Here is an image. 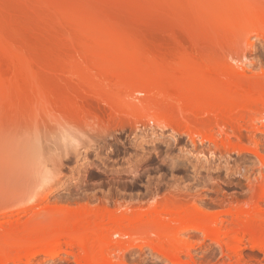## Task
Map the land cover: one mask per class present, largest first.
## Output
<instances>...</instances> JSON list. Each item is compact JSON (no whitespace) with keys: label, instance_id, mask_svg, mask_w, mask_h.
<instances>
[{"label":"rangeland","instance_id":"rangeland-1","mask_svg":"<svg viewBox=\"0 0 264 264\" xmlns=\"http://www.w3.org/2000/svg\"><path fill=\"white\" fill-rule=\"evenodd\" d=\"M263 23L264 0H0V250L5 239L25 235L22 224L42 218L51 207L54 212L68 213V219L61 217L69 227L78 220L77 213L85 211L84 221L72 223L77 231L89 228L88 235L93 230L98 233L96 239L124 243L99 260L114 264L120 258L123 264H264V244H260L264 230L255 240L240 231L245 219L264 224V133L260 131L264 123L258 121L256 110L249 109L254 99L264 97ZM122 36L132 48L131 56L151 64L146 75L154 70L157 77L158 66L163 75L170 72V78L164 76L170 81L173 75L177 77L175 68L183 65L197 77L207 74L212 82L223 84L230 93L225 91V98L233 95L226 101L233 106L245 102L235 106L245 108L242 112L235 108L237 115L217 95L221 104L213 99L211 104L207 98L215 89L214 83H208L213 89L206 98L210 105L200 93L195 103L206 109L188 115L176 100L177 92L166 88L170 84L166 79L161 82L158 77L161 83L154 81L153 86L146 78V83L136 86L129 78V83L122 81L124 69L120 68L124 73L117 69L120 75L115 69L111 73L106 63L109 73L105 70L102 75L96 63L110 57L91 49L97 43L94 49L100 48L103 40L106 45L111 38L119 39L116 43L121 48L125 46ZM93 51L98 54L97 62H93L97 56ZM103 62L99 65L104 70ZM116 75L121 80L115 81ZM146 92L152 95L147 98ZM153 114L161 119L163 129L155 128L149 118L141 122L145 127L136 123L140 115ZM150 132L158 136L151 138ZM68 138L77 140L83 157L77 158ZM199 155H211V163L198 161ZM164 203L177 211L181 208L179 212L204 213L210 217L207 228L213 222L215 227L206 234L196 230L180 234L181 251L170 260L164 257L166 242H158L160 248L155 235L148 234L151 240L145 235V242L135 238L137 230L131 236L126 229L125 237L111 233L120 217L164 210ZM162 215L159 222L163 224L175 219ZM11 227L17 231L10 232ZM6 229L10 234L5 236ZM94 235H90L91 242ZM144 242H150L149 247L140 252L137 246ZM236 242L241 257L230 252ZM77 249L63 243L58 250L45 249V254L34 259L28 249L20 255L10 254L7 259L13 261L0 254L5 261L0 259V264H77L75 260L82 256Z\"/></svg>","mask_w":264,"mask_h":264},{"label":"bare ground","instance_id":"bare-ground-1","mask_svg":"<svg viewBox=\"0 0 264 264\" xmlns=\"http://www.w3.org/2000/svg\"><path fill=\"white\" fill-rule=\"evenodd\" d=\"M216 17V16H215ZM84 19V18H83ZM83 19H81L82 20V22H86V20H83ZM87 19V18H86ZM89 19V18H88ZM90 19H92V18H90ZM94 19H96V18H94ZM94 19L92 20L93 21V23H94ZM214 19V18H213ZM218 19V18H217ZM217 19L215 18V20H213L214 21V23L216 24H218L219 22H217ZM88 21V20H87ZM98 21V20H97ZM213 21H212V23H213ZM216 21V22H215ZM88 22H90V21H88ZM260 22H261V26H262V22H263V19L262 20H260ZM222 23V21H221V19H220V24ZM82 24H84V23H82ZM96 24H99V23H96ZM86 24H84V25H82L83 27L85 26ZM88 25H90L89 23H88ZM100 25V24H99ZM216 26V25H215ZM263 26H264V23H263ZM86 27V26H85ZM85 27H84V29H85ZM90 27V26H89ZM89 27H86L88 30H89ZM98 27V26H97ZM102 27V26H101ZM95 28V27H94ZM92 29H93V27H92ZM92 29H90V31L92 30ZM104 29V28H103ZM86 30V29H85ZM84 30V31H85ZM102 30V29H101ZM105 30V29H104ZM82 31V30H81ZM83 31V32H84ZM95 31V30H94ZM100 31V30H99ZM96 33V32H95ZM106 33V32H105ZM104 33V34H105ZM88 34H89V32H88ZM91 35H92V33H90ZM94 34V33H93ZM103 33H102V35H104ZM107 34V33H106ZM108 34H109V32H108ZM113 34V33H112ZM118 34V33H117ZM101 35V36H102ZM94 36H96V35H94ZM97 36H98V34H97ZM96 36V37H97ZM100 36V35H99ZM120 36V35H119ZM118 36V37H119ZM106 37V35L104 36V38ZM110 37V36H109ZM118 37H116V38H118ZM93 38H95V37H93ZM98 38V37H97ZM100 38V37H99ZM107 38H108V36H107ZM106 38V39H107ZM114 38H115V35H114ZM102 38H100V40H101ZM110 39V38H109ZM111 39H113V38H111ZM111 39H110V42H109V40H108V43H107V41H106V45L104 44L103 45V43L105 42V40H101L102 42H101V44L103 45V47H102V45H101V47L103 48H97L96 50L94 49L95 48V46L97 47L98 46V43H97V45L96 44H94V47L91 49V50H94V51H97L98 53L100 52V54H101V52H102V55H105V56H107L106 58H108V57H110L109 58V61H108V59H106L105 58V56H102L103 58H105L106 59V61L105 60H103V61H105V62H103L102 61V58L98 61L97 59V57H98V54H96L97 52H94L93 51V53L94 54H96L97 56L96 57H94V55L92 56V57H94V59L96 58V61L94 60H92L93 62H97L96 64L99 66V70H100V68L102 69V75H104L105 74V66H106V64L109 66V69L107 68V70L109 71V72H113L114 71V69H115V71H117L116 73L117 74H119V73H122L123 71L125 72H123L122 74L123 75H125V76H123V75H121L120 76V78L122 79V77H123V80L122 81H127L128 80V83H129V81L131 80V82L130 83H132V81L133 82H137V83H135L136 84V86H137V84H140V82L142 83L141 85H143V81H144V83H146L145 82V80L144 79H146V78H148L149 79V81L151 82L150 84H153V86H154V84L155 83H157V84H159V83H161L163 80H165L166 78L164 77V76H166V77H168L167 75H169V73L170 72H168V74L166 75V74H164L163 75V72H161L162 70H160V68H157L156 67V70H155V72H158L157 70H159L161 73H162V77H164L163 79L159 76L161 73L160 72H158L157 74H156V76L157 77H155V74L153 75L152 73H153V71H152V73H151V71H150V73H151V75L150 74H148V75H146L147 74V72L149 73V71L148 70H150V66H149V64H147L146 63V61H145V63H143V61H141V59H140V61L138 60V59H135V57H136V55H132L131 56V54H132V48H129V45H125L124 44V40H123V36L121 37V40L120 41H122L123 42V44L125 45V46H123L122 47V45H120L121 46V48L118 46L117 47V44L119 45V44H121V43H116V42H119L118 40L119 39H117V41H111ZM90 40H92V39H90ZM95 40V39H94ZM96 40H98V39H96ZM95 42V41H94ZM92 43V42H91ZM91 43H90V45H91ZM96 43V42H95ZM88 46H90L89 44H87ZM93 45V44H92ZM100 46V45H99ZM106 46V47H105ZM127 46V47H126ZM87 47V46H86ZM87 48H91V47H87ZM74 49V48H73ZM100 51H99V50ZM84 50H86V48L84 49ZM89 51H90V49H89ZM92 53V52H91ZM86 55H87V53H86ZM92 55V54H91ZM100 56L101 55H99V58H100ZM134 57V58H132V59H135L134 61H136V62H134V61H132V59H130L131 57ZM130 57V58H129ZM88 58V57H87ZM137 58V57H136ZM90 59V58H89ZM93 62H92V64H93ZM101 62H103L105 65H103V67H104V70H103V68H102V66L100 67V63ZM107 62H109V63H107ZM137 62H139V63H137ZM102 63V64H103ZM143 63V64H142ZM149 67V69L147 68V69H145L146 68V65ZM95 65V64H94ZM151 65V64H150ZM107 66V67H108ZM154 66V65H153ZM156 66V65H155ZM155 66H154V68H155ZM93 67H95V66H93ZM1 68V67H0ZM96 68V67H95ZM123 70H121V69ZM173 68H175V67H173ZM185 68V70H183ZM187 67H183V65L182 66H180V67H178V69L177 68H175L176 69V72L175 73H177V75H175V76H177L175 79L174 78H172V77H174V75L173 74H171V75H173L172 77H171V79L173 80H171L170 79V81H168L167 79L165 80V81H167V82H169L170 84H169V86L168 87H166V88H169L170 90H171V88H172V90H175V93L177 94V97H176V95H174L175 97H176V100L178 101V100H180V101H178V102H180L181 103V105L182 106H184L185 108V110H184V112L183 113H185V114H190V115H196V113H197V115L198 114H200L201 112H203L204 110H203V108L202 107H204V106H200V102H199V104L198 103H195V102H197V99L199 98V101H200V97H198L197 95L198 94H200L201 93V95L204 93L205 95H206V97H205V95H204V97H203V95H202V97L201 98H203V100L205 101V103L207 102L208 103V105H210L209 104V102L213 99V100H215V102H216V104L217 103H219V101H216V100H220V98H221V100H223V98H225V97H227V94H225L226 96H224V92L226 91L225 90V88L224 87H222V85H220V83L218 84V82H216L214 79H213V82L210 80V79H212L211 77H210V79H209V75L207 76V74L206 75H203V74H200V76H202V79L204 78V81L202 80V79H200V76H196V75H194V73H191L190 71L188 72V70L186 69ZM113 69V71H111ZM117 69H120L122 72H119V70H117ZM151 69H153L152 67H151ZM161 69H163V67L161 68ZM167 69V68H166ZM168 69H170V70H172L171 68H168ZM167 69V70H168ZM175 69H173V71H175ZM106 70V73H109L108 71ZM146 70H147V72H146ZM179 70H183V71H179ZM1 71V70H0ZM165 71V70H164ZM173 71H171V73L173 72ZM192 71V70H191ZM192 72H194V71H192ZM101 73V72H100ZM110 73V76L112 75ZM174 73V74H175ZM191 73V74H190ZM196 73V72H195ZM114 74V73H113ZM197 74V73H196ZM106 75V74H105ZM120 75V74H119ZM119 75H118V77H119ZM153 75V76H152ZM181 75L183 76V77H181ZM186 75V76H185ZM191 75V76H190ZM263 75V74H262ZM148 76V77H147ZM150 76V77H149ZM151 76H152V78H151ZM170 76V75H169ZM179 76V77H178ZM195 76V77H194ZM205 76H207V77H205ZM117 77V75L116 76H114L113 78H115L116 80L115 81H119V80H121L120 78H116ZM154 77V78H153ZM160 78V79H157V78ZM262 77V76H261ZM7 78V77H6ZM130 80H129V79ZM155 78L157 79V82H156V80H155ZM168 78H170V77H168ZM179 78V79H178ZM205 78H208V80L207 79H205ZM2 79H3V77H0V80H1V84H2ZM4 79H5V77H4ZM11 79V78H10ZM117 79H119V80H117ZM125 79V80H124ZM148 79H146L147 81H148ZM199 79L200 80H202V81H199ZM5 80H7V81H9V79L7 78V79H5ZM151 80H153V83H152V81ZM159 80L161 81V82H159ZM207 80V81H206ZM224 80H226L225 82H228L229 80L228 79H224ZM228 80V81H227ZM262 81H263V78L261 79ZM138 81H139V83H138ZM154 81H155V83H154ZM4 82V81H3ZM159 82V83H158ZM216 82V83H215ZM221 82V81H220ZM235 82V81H234ZM233 82V83H234ZM121 83H124V82H121ZM127 83V84H128ZM148 83L149 82H147V85H148ZM164 83V82H163ZM208 83H210L211 85H213V83H214V85L215 86H217V88L219 87V86H221L219 89H216L215 88V86L213 85V89H215L214 91H213V89H212V86L211 85H208ZM229 84H231V82H228ZM261 83V82H260ZM6 84V83H5ZM4 84V85H5ZM120 84V83H119ZM126 84V83H125ZM226 84V83H225ZM3 85V84H2ZM122 85H124V84H122ZM156 85V84H155ZM162 85V84H161ZM237 85V84H236ZM258 85V84H257ZM140 86V85H139ZM232 86V85H231ZM233 86H235L234 84H233ZM254 86H256V85H254ZM164 87V86H163ZM227 87H229V85L227 86ZM226 87V88H227ZM238 87V86H237ZM252 88H253V86H251ZM236 88V87H235ZM169 89H167V90H169ZM211 89V90H210ZM224 91H223V90ZM165 90V89H164ZM233 90V89H232ZM150 91V90H149ZM208 91H210L211 93H212V91L215 93V91H217V94L215 93V95H214V93H212V94H210V97H212V96H214L213 98H210L209 97V95H208V98H207V93L209 94L210 92H208ZM234 91V90H233ZM152 92V91H151ZM170 92V91H169ZM172 92L173 91H171V95H172ZM223 92V93H222ZM174 93V92H173ZM174 93V94H175ZM221 93V94H220ZM226 93H229V92H227L226 91ZM264 93V92H263ZM146 94H147V98H149V95H152V94H150V93H148V92H146ZM196 94V95H195ZM220 94V95H219ZM230 94V93H229ZM228 94V95H229ZM233 94V93H232ZM262 94V93H261ZM180 97H179V96ZM193 95H194V97L195 98H193ZM201 95H199V96H201ZM220 96V98L219 99H217L218 97ZM221 95H223V96H221ZM260 95V94H259ZM196 96H197V98H196ZM216 96V97H215ZM234 96H235V94H234ZM192 98V99H189V98ZM223 97V98H222ZM229 98L228 99H224V102L225 103H223V101H222V105L224 106V105H230L231 104V106L230 107H232L233 105H232V103L230 102L231 101V99H233L232 97H233V95H231V98H230V96H228ZM180 98H182V100L180 99ZM205 98V99H204ZM209 100V102H208V100ZM214 98H216V99H214ZM257 98H258V96H257ZM187 99H189V100H187ZM245 99V98H244ZM187 100V101H186ZM194 102V104L192 103V101ZM194 100H196V101H194ZM202 100V99H201ZM212 100V101H213ZM221 100H220V102H221ZM226 100H230V101H226ZM234 100H237V98L235 99V97H234ZM233 100V101H234ZM241 100V99H240ZM246 100L248 101V98H246ZM250 100H252L251 98L249 99V101ZM189 101H191V102H189ZM204 101H201L202 103H204ZM178 102H175V103H178ZM189 102V103H188ZM214 102V103H215ZM229 102V103H228ZM234 102H236V101H234ZM240 102V101H239ZM242 102V101H241ZM240 102V103H241ZM190 103H192L193 105H191ZM211 103V102H210ZM213 103V102H212ZM211 103V104H212ZM237 103V102H236ZM240 103H237L239 106H240ZM242 103H245V102H242ZM241 103V104H242ZM187 104V105H186ZM188 104H190L189 105V107H187L188 106ZM219 104H221V103H219ZM237 104H235V106L237 105ZM248 104V103H247ZM247 104H243V105H247ZM250 104H252L250 107H249V109L251 108V109H253V110H256L257 111V113L259 114V118H258V121H263V123H264V97H261V98H258V99H254L253 101H252V103H250ZM250 104H248V105H250ZM178 105V104H177ZM194 105H196V106H198V107H194ZM208 105H207V107H208ZM247 105V106H248ZM179 106H180V104H179ZM182 106H180L179 108H182ZM199 106H200V108H199ZM220 106V105H219ZM235 106H233L234 107V109L236 108V109H238V111L240 110V107L239 108H237V107H235ZM205 107H206V105H205ZM204 107V108H205ZM232 107V108H233ZM243 107V106H242ZM177 108V107H176ZM178 108V109H179ZM192 108V109H191ZM228 108V107H227ZM227 108H223L224 110H226ZM243 108H245V107H243ZM242 108V109H243ZM246 108H248V107H246ZM201 109L203 110V111H201ZM206 109V108H205ZM230 109V108H229ZM236 109H235V111H236ZM241 109V110H242ZM250 109V110H251ZM180 110V109H179ZM182 110V109H181ZM240 110V111H241ZM246 110V109H245ZM250 110H248V111H250ZM201 111V112H200ZM252 111V110H251ZM199 112V113H198ZM233 112V111H232ZM232 112H231V114H232ZM242 112V111H241ZM241 112H239V114L241 113ZM253 112H255V111H253ZM234 113V112H233ZM236 113H237V115H238V112L236 111ZM235 113V114H236ZM225 114V113H224ZM222 115H223V113H222ZM230 115V114H229ZM234 115V114H233ZM224 116V115H223ZM226 116L227 115H225V118H226ZM235 116V115H234ZM147 118H149L150 119V122H152V124L154 125V123H155V128H157L158 130H161V129H163L162 128V123L160 122V120L161 119H158L156 116H154V114H153V116H142V115H140L139 116V118L137 117L136 119H138V120H136L135 122L137 123V124H141L142 126H144V124L143 123H141L142 122V120H145V119H147ZM216 118V117H215ZM223 119H224V117H223ZM228 119H229V116H228ZM227 119V120H228ZM232 119H236V118H232ZM225 121V120H224ZM152 125V126H153ZM146 126H148V125H146ZM145 127V126H144ZM143 127V128H144ZM151 128H153V127H151ZM150 129V128H149ZM143 130V129H142ZM259 130V129H258ZM153 131V130H152ZM155 131V130H154ZM260 131H262L263 133H264V124L262 125V127H261V130ZM139 132V131H138ZM159 133V132H158ZM171 135V134H170ZM151 138H155L156 136H158V135H155L154 133H152V132H150V135H149ZM172 136V135H171ZM67 139V136H64V140H66ZM69 139V138H68ZM171 140H174V138L173 137H171ZM69 141L70 142H72V146L71 147H73V149H74V151H75V153H76V156H77V158H80L81 156L83 157V154H82V151L80 152V150L78 151L77 150V148H78V146H79V143L77 142V140L75 141V139H69ZM174 142V141H173ZM71 145V144H70ZM79 149V148H78ZM212 157H211V155L210 156H204V155H199L198 156V161H201L202 163H204L205 165L206 164H209V163H211V159ZM45 199V198H44ZM168 204L169 203H164L163 204V206L165 207L164 208V210L162 209V210H158L157 209V211H153L151 214H149L148 212V215L146 214V212H145V214H146V216H145V214L143 213V212H141V214H137L136 216H131L130 218H127L126 216V218L123 216L122 218L120 217V220H118V222L116 221V223H113V225L112 226H114L115 224H117V225H115L113 228H110V230L111 229H113V230H111V233L112 234H114V235H120L121 237H125V236H128V234H126L125 232H123V231H125L126 229V231H129L128 233H130V230H131V236H132V234H134L133 233V231L135 230H137L136 232H135V234H134V236H136L135 238L136 239H139V240H141L143 237H145V235H146V239H149L150 238V240H151V237H149L151 234L154 236L155 235V237L157 238H155V241L156 240H160V241H156L157 243L158 242H160L161 243V241H163V243H164V241L166 242L165 244H167L166 246H167V253L166 252H164V257L166 258V259H168V260H170V258L172 257L173 258V256H177L178 255V252H180L181 250H180V246L178 247V244H177V240H179L178 239V237H180V234H182L183 232H185V231H187V230H196V231H199V232H204V234H206V232L205 231H209V230H211V229H209V228H211L212 226H213V224L215 223V222H213L212 223V225L211 226H209V228H207V224H208V221L207 220H209V216L208 215H206V214H204V213H202V214H200V212H199V214H198V212L197 211H193V212H191V210H190V212H179L180 210H181V208H180V210L179 211H177V209L175 210V208L176 207H174V209H172L173 208V206H172V208L170 207H168ZM157 205H159L160 206V204H157ZM167 207H166V206ZM158 206V208L160 209L161 207H159ZM161 206H162V204H161ZM170 206V205H169ZM51 208V207H50ZM50 208L48 209V213H47V209H46V214H45V212H44V214L45 215H43L42 216V218H35V219H33V220H31V218L30 219H27V220H31V221H28L27 222V224L26 225H24V226H22L21 225V227H22V231H21V234H25L24 236H22L21 238H17V240L14 238V240H8V239H10V238H8V239H5L6 241L4 242V244H2L3 246H1V250H0V254L2 255V257L3 256H5L6 258V260H12V259H7V257H9V256H11L12 255V253L14 254H21V252H25L26 253V251L29 249L30 251H28V252H31V256L30 257H32L33 259H34V257H36L37 255H40L41 253H46V251H45V249L46 250H48L47 248H49V250L48 251H50L51 253H52V251L53 250H58L59 248H61V245L64 243V245L65 246H67V247H69V248H78L79 249V251L80 250H82V251H80V252H82V256L78 259V260H75V263H77V264H114V263H112V262H110V261H108V260H104V259H98V257H101V256H103V254L105 255V253L107 254V251H109L110 249H115V248H119V247H121L122 246V244H124L123 242H121V240H117V241H113V240H110V241H103L102 240V237L100 238V239H96V236L98 235V233H94L95 231L93 230V229H95V228H93L92 230L93 231H90V234L88 235V233H87V230H89V228H87V230H86V228L84 229V232L82 231L81 232V230L80 231H77V229H75V222H77L78 220H79V222H77L78 224H80L81 222H80V220H82V221H84V218L86 217V215H85V211H82V212H78V210H81V209H78V210H76L78 213H77V216H76V219H78V220H76L75 222L73 221V222H71V220H70V222H71V226L69 227V224H68V221L67 222H64L66 219H68L69 217H65L68 213L67 212H70V209H69V211H68V209H67V212H66V209H65V212L67 213L66 215H65V213L62 211L61 212V210H60V213H58V210H55V211H57V212H54L53 210H50ZM168 208V209H167ZM52 209V208H51ZM53 209H55V208H53ZM64 210V209H63ZM86 210V209H85ZM153 209H151V210H148V211H152ZM50 211H52V212H50ZM76 211H74V212H76ZM72 212H73V210H72ZM71 212V213H72ZM86 212H87V210H86ZM50 213V214H49ZM64 213V214H63ZM91 213V212H90ZM89 213V214H90ZM140 213V212H139ZM143 213V214H142ZM258 215H259V213L258 212H256ZM255 213V215H256V217L258 216L257 214ZM58 215V217H60L61 219H62V215L65 217L64 219H62V221H61V219L59 218L58 219V221L57 220H55V217H57V215ZM74 214V213H73ZM73 214H72V216L71 217H73ZM162 214H164V216H167L168 215V217L169 216H171V219H173V217L175 216V219H173L172 221H171V224L169 223V225H167V223L166 224H163L162 222H159V221H161V216H163ZM165 214H167V215H165ZM52 215H56L53 219H54V222H53V220L51 219V216ZM254 215V216H255ZM35 216V215H34ZM38 216V215H37ZM75 216V215H74ZM88 216H90V215H88ZM173 216V217H172ZM252 216V215H251ZM260 216V215H259ZM39 217V216H38ZM53 217V216H52ZM57 217V218H58ZM70 217V218H71ZM208 217V218H207ZM250 217V216H249ZM255 217V218H256ZM32 218H34V217H32ZM56 218V219H57ZM73 218H75V217H73ZM90 218H91V216H90ZM163 218V220H164V217H162ZM251 218H253V216L251 217ZM258 218H261V217H258ZM88 219V218H87ZM87 219H86V221H87ZM254 219V218H253ZM264 219V218H263ZM75 220V219H74ZM259 220H262V219H259ZM89 221V220H88ZM128 223V225H127V223ZM170 221H168V222H170ZM254 221H256V223L258 222V220H252L251 219V221L249 220H246L245 219V221L243 222H241L240 223V231H241V233L242 234H245V235H248L250 238H253V240H255V238L257 239V236L261 233V232H263V230H264V224L263 223H261V224H256ZM55 222H57V224H55ZM58 222H61V223H58ZM69 222V223H70ZM167 222V221H166ZM209 222H210V220H209ZM212 222V221H211ZM25 223V222H24ZM72 223H75V224H72ZM125 223H126V225H125ZM162 223V224H161ZM207 223V224H206ZM260 223V222H259ZM66 224V225H65ZM68 224V225H67ZM196 224V225H195ZM211 224V223H210ZM75 225V226H74ZM125 225V226H124ZM17 226V225H16ZM116 227H118V228H116ZM124 227H125V229H124ZM136 227V228H135ZM214 227H215V224H214ZM12 229H10V232H12L13 233V230H14V232L15 231H17V228L16 229H13V227H11ZM78 228H81L80 226L78 227ZM130 228V229H129ZM122 229H124V230H122ZM208 229V230H207ZM91 230V229H90ZM98 230V229H97ZM100 230V229H99ZM98 230V231H99ZM133 230V231H132ZM213 230V229H212ZM5 231H7V229L5 230ZM86 231V232H85ZM170 231V232H169ZM215 231V230H214ZM8 233H4V235L5 234H10V232H9V230L7 231ZM11 233V234H12ZM91 233H92V235H94L95 236V239H92V242H91ZM100 233V232H99ZM169 233V234H168ZM15 234V233H14ZM97 234V235H96ZM148 234H149V236H148ZM258 234V235H257ZM20 235V234H19ZM129 235V236H130ZM257 235V236H256ZM261 235V234H260ZM6 236V235H5ZM7 236H9V235H7ZM133 236V237H134ZM98 237V236H97ZM142 237V238H141ZM147 237H149V238H147ZM255 237V238H254ZM260 237V236H259ZM13 238V237H12ZM153 238V237H152ZM3 239V238H2ZM259 239V238H258ZM260 239H261V237H260ZM123 240V239H122ZM143 240H145L144 238H143ZM153 240V239H152ZM240 240V239H239ZM142 241V240H141ZM149 241V240H148ZM237 241V240H236ZM257 241V240H256ZM259 241V240H258ZM145 242H147V240H145ZM144 242V243H145ZM152 242V241H151ZM252 242H254V241H252ZM1 243V242H0ZM3 243V242H2ZM150 243V242H149ZM149 243H145V244H141V246H137L138 248H140V249H138V250H141L140 252H142V250L147 246V247H149L148 245H149ZM179 243V242H178ZM237 243V242H236ZM236 243H234V244H236ZM241 243V242H240ZM257 244L259 243V242H256ZM148 244V245H147ZM164 244V245H165ZM260 244H264V243H260ZM155 245V244H154ZM157 245H159L160 246V244L158 243ZM234 246V245H233ZM231 247L230 248V252L232 253V255H234V256H237V257H241V253H240V247L238 246V243H237V245H235L234 247ZM252 246H254V245H252ZM256 246H258V245H256ZM152 247V250H154L153 248H155V246H151ZM262 247V246H261ZM158 248V247H157ZM160 248H161V246H160ZM163 248V247H162ZM165 248V247H164ZM264 248V247H263ZM77 249V250H78ZM145 250V249H144ZM144 250H143V252H144ZM160 250V249H159ZM47 251V252H48ZM155 252H157L156 250H154ZM161 251V250H160ZM49 252V253H50ZM54 252V251H53ZM57 252V251H56ZM159 253V252H158ZM11 254V255H10ZM161 254H162V251H161ZM187 254H188V251H187ZM78 255V254H77ZM163 255V254H162ZM52 256V255H51ZM53 257V256H52ZM78 258V257H77ZM1 259V258H0ZM31 259V258H30ZM120 263H118V264H123L122 263V261L124 260L123 258H120ZM1 261L3 262V263H5V261L4 260H2L1 259ZM13 261V260H12ZM31 261V260H30ZM8 262V261H7ZM16 262V261H15ZM18 262V261H17ZM16 262V263H17ZM28 262L29 261H27V264H28Z\"/></svg>","mask_w":264,"mask_h":264}]
</instances>
